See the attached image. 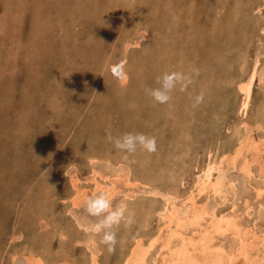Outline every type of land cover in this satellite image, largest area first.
Listing matches in <instances>:
<instances>
[{"label":"rangeland","instance_id":"1","mask_svg":"<svg viewBox=\"0 0 264 264\" xmlns=\"http://www.w3.org/2000/svg\"><path fill=\"white\" fill-rule=\"evenodd\" d=\"M142 28L149 38L140 47L128 46V80L120 85L109 74V62L118 60L125 41L140 40ZM192 69L199 70L193 84L174 90L168 104L147 95L145 89L156 87L162 73ZM252 71L250 101L242 112L238 82ZM262 74L264 0H0V264H31L21 250L25 245L35 256L40 252L45 264H90L93 250L99 263L121 264L135 235L148 244L167 231L169 201L182 219L181 212L194 207L204 211L199 224L187 223L171 246L210 224L212 212L229 215L240 225V237L230 230L217 233L211 251L227 260L234 253L227 264H244L239 241L254 239L251 256L264 264ZM201 92L204 100L194 107ZM128 131L155 136L157 151H138L125 160L107 135ZM247 134L258 143L257 151L248 150V140L240 145ZM237 148L234 164L221 158ZM211 162H221L226 191L207 188L199 194L196 183ZM92 167L109 187L105 193L113 206L126 204L130 211L131 223L114 228L117 244L111 252L100 235L85 239L100 218L86 213L84 201L104 192L94 190ZM213 173L214 181L218 173ZM75 177L82 180L80 189L70 183ZM153 189H174L177 197L167 200ZM80 190L85 197L72 203ZM190 191L195 198H187ZM159 243L149 246L146 264L165 263L169 251Z\"/></svg>","mask_w":264,"mask_h":264},{"label":"bare ground","instance_id":"2","mask_svg":"<svg viewBox=\"0 0 264 264\" xmlns=\"http://www.w3.org/2000/svg\"><path fill=\"white\" fill-rule=\"evenodd\" d=\"M246 1V0H245ZM262 6V5H261ZM219 9V8H218ZM256 10V9H255ZM260 11H262V10H260ZM254 17V16H253ZM36 22V21H35ZM133 26V25H132ZM262 28V27H261ZM148 29H146V28H142L140 31H138V33H139V37L141 38L143 35H145V39L147 40V38H149V33H148V31H147ZM226 36V35H225ZM226 39V38H225ZM140 41V40H139ZM139 41L138 42H129V40H127V41H125L123 44H122V49H121V51H119L118 52V55L115 57V58H117L118 60L116 61V62H113V61H110L109 62V71H110V67L113 65V64H115V63H118V62H121V61H123V62H125V66H126V63H127V51L129 50L128 49V46L129 45H137V46H139ZM140 47V46H139ZM228 49V48H227ZM237 54V53H236ZM139 55V54H138ZM142 55V54H141ZM144 55V54H143ZM134 56V55H133ZM147 56V55H146ZM136 57V56H135ZM242 61V60H241ZM240 60H239V62H241ZM241 64V63H240ZM30 67V66H29ZM246 69V68H245ZM127 70V69H126ZM242 70V69H241ZM228 71V70H227ZM244 72H245V70H244ZM253 71L252 72H250V74H249V76L246 78V79H243V80H240L239 82H238V88H239V91H240V93L242 94V101H241V103H240V106H239V110H241L242 112H245L246 111V109H247V107H248V104H249V101H250V95H251V86H252V80H253ZM110 75H111V73H109ZM127 74H128V72H127ZM263 75V74H262ZM112 76V75H111ZM260 76V75H259ZM113 77V76H112ZM263 77H264V75H263ZM263 77H261V78H263ZM225 79V78H224ZM116 80V79H115ZM209 81H210V79H209ZM119 83V82H118ZM214 83V82H213ZM120 84V83H119ZM204 84V83H203ZM120 85H122V84H120ZM131 85V84H130ZM202 86V85H201ZM134 91H135V89H134ZM210 91H211V89H210ZM121 92H123V91H121ZM204 92V91H203ZM136 93V92H135ZM186 93V92H185ZM91 95V94H90ZM230 95V94H229ZM180 97V96H179ZM210 97V96H209ZM180 100V99H179ZM210 103V102H209ZM235 103V102H234ZM211 104V103H210ZM214 104H215V101H214ZM217 104V103H216ZM264 105V104H263ZM173 106V105H172ZM213 106V105H212ZM262 106V105H261ZM218 108V107H217ZM161 109V108H160ZM179 109V108H178ZM220 110V109H219ZM173 111V110H172ZM264 111V110H263ZM169 112V111H168ZM175 112V111H174ZM195 112H196V110H195ZM210 112V111H209ZM255 112V111H254ZM136 113V112H135ZM198 113V112H197ZM53 115V114H52ZM173 115V114H172ZM202 115V114H201ZM255 116V115H254ZM133 117H134V115H133ZM200 116H198V118H199ZM263 117V116H262ZM254 119V118H253ZM188 120V119H187ZM256 120H258L257 118H256ZM264 120V119H263ZM254 122H256L255 120H254ZM253 122V123H254ZM258 122V121H257ZM255 123L256 125L258 124V123ZM44 124V123H43ZM166 124V123H165ZM46 126L48 125V124H45ZM57 125V124H56ZM255 125V126H256ZM169 126V125H168ZM257 127V126H256ZM259 127H261L260 125H259ZM258 127V128H259ZM43 128H44V126H43ZM262 128V127H261ZM252 129V128H251ZM61 130V129H60ZM187 130V129H186ZM173 131H174V129H173ZM187 132V131H186ZM174 134V133H173ZM172 134V135H173ZM189 136H190V134H189ZM251 136H250V134H247V136L244 138V141L243 142H241V144L240 145H246L247 144V140H248V147L247 148H249L248 150H250V149H254V148H256V149H258V143H255V142H253V140H251V138H250ZM264 137V136H263ZM242 138V139H243ZM179 139V138H178ZM264 141V140H263ZM189 142V141H188ZM260 145H262V144H260ZM183 147V146H182ZM209 147V146H208ZM246 146H244V148H245ZM262 147H264V146H262ZM260 148V147H259ZM256 149H254V150H256ZM185 150H187V149H185ZM170 151V150H169ZM257 151V150H256ZM230 152V151H229ZM240 148H237L236 149V151L234 152V153H230L229 154V157L228 156H226V158H224L225 157V154L223 155V157H221V158H223L224 159V161H227L228 163H230V164H234V162H235V157L236 156H239L240 155ZM252 152V151H251ZM167 153V152H166ZM256 153H258V152H256ZM109 154V153H108ZM180 154V153H179ZM239 154V155H238ZM226 155H228V154H226ZM90 156H92V155H90ZM97 155H95V156H92V157H90V159H93L94 157H96ZM252 156V155H251ZM100 157V156H99ZM187 157V156H186ZM240 158V157H239ZM220 159V158H219ZM226 159V160H225ZM96 159H94V161H95ZM243 160V159H242ZM241 160V161H242ZM210 161V160H209ZM214 161V160H213ZM221 162H222V160H220ZM92 162V161H91ZM107 162V161H106ZM159 162V161H158ZM221 162L220 163H214V162H211L210 164H208L207 165V167L203 170V173H202V176L201 177H199V179H198V181H197V183H196V189H198V193L199 192H203L205 189H207V188H211V190H213V192L214 193H220V191L221 192H223V191H226V189L225 190H223L222 189V187H223V181H222V179L223 180H225V181H227L226 179L227 178H223L224 176H223V169L221 168L222 167V165H221ZM226 162V163H227ZM122 163V162H121ZM247 164V163H246ZM248 165V164H247ZM92 166V165H91ZM94 167V166H93ZM93 167H92V171H91V176H90V179L92 180V181H94V184H95V187L94 188H96V189H94V190H98L97 188H100V190H102V191H104V193H105V189H108L109 187H104V186H102V183L101 182H99V180H97L96 179V175H100V171L98 172V170L96 169H93ZM119 167V166H118ZM182 167H183V165H182ZM184 168V167H183ZM127 169V168H126ZM185 169V168H184ZM228 169V168H227ZM240 169H242L244 172H246V174L248 173V170H247V168L245 167V165H242V168H240ZM181 170H183L182 168H181ZM201 170V169H200ZM119 171V170H118ZM186 172V170H183V172ZM189 171V170H188ZM214 171H216L217 173H218V176H216L215 178H216V180H212V176H213V172ZM172 172V171H171ZM171 172H169V173H171ZM124 173H125V171H124ZM157 173H158V171H157ZM79 174V173H78ZM159 174H160V172H159ZM181 174V173H180ZM107 175V174H106ZM128 175V174H127ZM170 175V174H169ZM183 175V174H182ZM199 175V174H198ZM84 176V175H83ZM171 176H172V173H171ZM175 176V175H174ZM223 176V177H222ZM71 177V176H70ZM222 177V178H221ZM104 178V177H103ZM129 178H131V177H129ZM174 179L176 178V180H177V178L178 177H173ZM182 178V177H181ZM133 179V178H132ZM170 179V178H169ZM173 179V180H174ZM180 179V178H179ZM213 179H214V177H213ZM126 180V179H125ZM128 180V179H127ZM80 181H82L80 178H78V177H75V178H72L71 179V182L70 183H72L71 185H73L72 187H74V188H76V189H80V187L77 185ZM178 181V180H177ZM181 181V180H180ZM183 181V180H182ZM127 183H128V181H126ZM163 183V182H162ZM171 183H172V181H171ZM170 183V184H171ZM93 184V183H92ZM126 185H128V184H126ZM138 185V184H137ZM145 185V184H144ZM147 185V184H146ZM227 185V182H226V184L224 185V186H226ZM110 186V185H109ZM193 186V185H192ZM258 186V185H257ZM256 186V187H257ZM145 187V186H144ZM136 188V187H135ZM135 188H134V190H135ZM141 188V187H140ZM139 188V189H140ZM151 188V187H150ZM166 188V187H165ZM173 188H174V186H173ZM194 188V187H193ZM168 189V188H167ZM190 189H191V187H190ZM196 189L195 190H193V191H196ZM82 190V189H81ZM78 191V193H75L74 194V192H73V194H74V197L72 196V198H71V201H72V203H78L79 201L77 200V199H81L83 196H84V192L83 191ZM128 190V189H127ZM129 190H131L130 188H129ZM141 190V189H140ZM166 190V189H165ZM169 190V189H168ZM171 191H166V192H162L161 193V191H157L156 189H153L151 192L152 193H158V192H160L161 194H164L163 196H165L166 197V199L167 200H170V199H173V198H176L177 196H175L176 195V192H175V190L174 189H170ZM210 190V191H211ZM109 191H111V190H109ZM207 190H205V192H206ZM257 191V190H256ZM125 192V191H124ZM149 192V191H148ZM191 192V191H190ZM189 192V193H190ZM258 192H259V189H258ZM261 192V191H260ZM259 192V193H260ZM110 192H107V194L108 195H110L109 194ZM192 193L193 192H191L190 194H188V199L189 198H191V199H193V196L194 195H192ZM197 193V195H199ZM211 193H212V191H211ZM230 193V192H229ZM257 193V192H256ZM195 194V193H194ZM206 194V193H205ZM126 195H127V192H126ZM132 195V193H130V196ZM182 195V194H181ZM196 196V195H195ZM195 196H194V198H195ZM217 196V195H216ZM85 197V196H84ZM226 197V196H225ZM197 198V197H196ZM221 198V197H220ZM223 198V197H222ZM84 199V198H83ZM124 199V198H123ZM185 199H186V197H185ZM125 201V200H124ZM172 201V200H171ZM193 201V200H192ZM192 201L190 202V203H192ZM126 202V201H125ZM194 202V201H193ZM197 204V203H196ZM208 204V203H207ZM120 205H122V204H120ZM119 205V206H120ZM123 205H126V204H123ZM169 207H168V209L170 208V210H169V217L167 216V215H165V216H167L169 219H168V223H166V225H165V227H166V232L164 231V234L162 233H160L161 234V236L159 237L158 235H154L153 237H151L150 238V240H149V243H148V241H147V243L148 244H145V243H143V241L141 240V239H143L140 235L139 236H137V235H135L136 237H134V238H136L135 239V243H133L134 245L132 246V247H130L129 248V251H128V253L124 256V258H123V260L121 261V264H146L145 263V256H146V253L148 252V249L153 245V243L156 241V240H158V239H160L161 240V243H159V245H160V247H165L168 251H169V255H168V258H166L165 260H163V263L164 264H219L221 261H222V259H225V262H226V264L228 263V262H230V260L231 259H233V257H234V253H229L230 254V258L231 259H229V260H227L226 258H223L222 257V253L220 254L218 251H214V252H212L211 251V245H210V242L211 241H213L212 240V238H213V236L215 235V234H220V233H222V232H224V233H226V231L227 230H230L231 232H234L235 234H237V235H239L240 234V230H239V228L237 227V226H240L239 224L237 225V223L238 222H236V219H235V217H232V215H230V217H232V218H229L228 216L226 217H223V216H218L216 213H211L210 214V216H211V219H209V220H211V221H209V223L210 224H208L207 225V223H206V225L202 228V230H201V228H200V231H197V234L195 235V236H191V237H187V238H184V236L183 237H181L180 238V242L177 244H174L173 246H171L170 245V242H172V241H175V239H173L174 237H177V233H179V230L181 229V228H184L185 226H186V224L188 223V224H190V225H193V226H195V225H197V224H199V219L201 218V216H202V214H203V210H202V208H199V209H201V210H199L198 209V207H192L193 209H190L191 211H190V213L189 214H184L185 212H181L182 214H183V216H185L186 217V219H185V217H183V219L180 217V215H179V208H177V209H175L174 210V205L172 204V202H170L169 201ZM186 205V204H185ZM192 205H194V204H192ZM198 205V204H197ZM201 205V204H200ZM163 206V205H162ZM172 206H174V207H172ZM189 206H191V205H189ZM195 206V205H194ZM204 206V205H203ZM259 206V205H258ZM165 207V206H164ZM185 207V206H184ZM211 207V206H210ZM190 208V207H189ZM205 208V207H204ZM183 209V208H182ZM207 209V208H206ZM205 209V210H206ZM212 209V208H211ZM163 211H164V208L162 209ZM127 211H128V208H127ZM128 212H130V211H128ZM260 212V211H259ZM161 213H163L162 211H161ZM261 213H262V211H261ZM128 214V213H127ZM159 214H160V212H159ZM181 214V215H182ZM163 215V214H162ZM204 215V214H203ZM145 217H146V215H145ZM157 218V217H156ZM159 218V217H158ZM161 218V217H160ZM159 218V219H160ZM210 218V217H209ZM165 219H167L166 217H165ZM207 219V218H206ZM42 220V219H41ZM137 220V219H136ZM161 220V219H160ZM203 220V219H202ZM40 221V220H39ZM146 221V220H145ZM208 221V220H207ZM142 222V221H141ZM159 222H161V221H159ZM200 222H201V220H200ZM81 223V222H80ZM124 223V222H123ZM147 223V222H146ZM145 224V223H144ZM160 224V223H159ZM172 224L174 225V227H176V228H172ZM85 225H87V224H85ZM89 226V225H88ZM92 226V225H91ZM146 226V225H145ZM144 226V227H145ZM171 226V227H170ZM199 226V225H198ZM163 227H164V225H163ZM147 228V227H146ZM90 229V228H89ZM143 229V228H142ZM58 230V229H57ZM159 230V229H158ZM199 230V229H198ZM65 231V230H64ZM59 232V231H58ZM145 232V231H144ZM184 232V231H183ZM194 232V231H193ZM195 233V232H194ZM142 234V233H141ZM144 234V233H143ZM142 234V235H143ZM180 234V233H179ZM234 235V234H233ZM236 235V236H237ZM246 235V234H245ZM42 236V235H41ZM146 236H147V234H146ZM242 236V235H241ZM23 237V236H22ZM46 237V236H45ZM68 237V236H67ZM123 237V236H122ZM145 237V236H144ZM239 237H240V235H239ZM76 238H78V237H76ZM79 239V238H78ZM85 239L86 240H88V242H90L91 240L92 241H95V235H94V233L93 234H90V235H88L87 237H85ZM84 240V239H83ZM85 240V241H86ZM90 240V241H89ZM47 242V241H46ZM220 242V241H219ZM240 244L238 245V247H237V253L239 252L241 255H244L243 257H245L246 258V260L247 261H245V263L244 264H261L259 261H255L253 258H252V256H251V252H250V250H253L251 247H253V248H256L257 247V244L255 243V241H254V239H252V240H250V242H243V240H241L240 239ZM92 243V242H91ZM261 243V242H260ZM121 244V243H120ZM261 244H263V243H261ZM150 246V247H149ZM171 246V247H170ZM91 247V246H90ZM217 247V246H216ZM259 247H260V245H259ZM22 251H23V255H25L26 256V261H29V262H31V264H45L44 263V260H43V258L42 257H40V252H39V254L38 255H36L35 256V253H33V250L31 249V247H28L27 245H25V247H22V249H21ZM67 250V249H66ZM215 250H217V249H215ZM225 250V249H224ZM235 250V249H234ZM127 251V250H126ZM194 251H198L197 253H199L200 255H195L193 252ZM222 251H223V249H222ZM264 251V250H263ZM93 252V253H92ZM91 253V262H90V264H101V263H99V261L97 260V258H96V254L94 253V250L92 251ZM231 252V251H230ZM14 253V252H13ZM194 255H193V254ZM236 253V252H235ZM225 254V253H224ZM223 254V255H224ZM239 254V255H240ZM61 255V254H60ZM256 255V254H255ZM262 255V254H261ZM263 256V255H262ZM261 256V257H262ZM65 257V256H64ZM167 257V256H166ZM255 257H257V255L255 256ZM259 257V256H258ZM262 259H264V258H262ZM162 260V259H161ZM160 260V261H161ZM223 262V261H222ZM225 262H224V264H225ZM243 263V262H242ZM162 264V263H161ZM221 264V263H220Z\"/></svg>","mask_w":264,"mask_h":264},{"label":"clouds","instance_id":"3","mask_svg":"<svg viewBox=\"0 0 264 264\" xmlns=\"http://www.w3.org/2000/svg\"><path fill=\"white\" fill-rule=\"evenodd\" d=\"M145 39V35L140 41ZM111 75L120 83L126 84L128 74L125 62L121 61L110 67ZM199 75L198 69H192L190 72L181 70H172L162 73L156 78V87L146 88L145 91L149 97L161 105L168 104L172 99V92L179 89L185 91L193 84L194 78ZM204 100V94L201 92L195 97L194 107L201 104ZM107 140L112 146L123 154V158L128 160L138 151L146 153H155L157 151V140L155 136L143 132H123L119 135H107ZM113 198L104 193L89 196L84 201V208L89 216L99 217L89 229L91 232L100 235V243L107 246L109 252L114 251L117 244V235L114 228L122 222L131 223V218L126 216V205L113 206Z\"/></svg>","mask_w":264,"mask_h":264},{"label":"crops","instance_id":"4","mask_svg":"<svg viewBox=\"0 0 264 264\" xmlns=\"http://www.w3.org/2000/svg\"><path fill=\"white\" fill-rule=\"evenodd\" d=\"M44 259H45V263H46V258L44 257Z\"/></svg>","mask_w":264,"mask_h":264}]
</instances>
